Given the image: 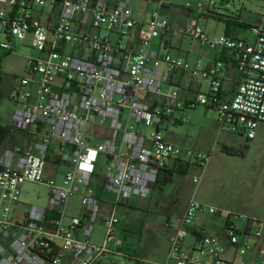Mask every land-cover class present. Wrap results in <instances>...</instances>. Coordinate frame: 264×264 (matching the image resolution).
Instances as JSON below:
<instances>
[{"label": "built area", "instance_id": "built-area-1", "mask_svg": "<svg viewBox=\"0 0 264 264\" xmlns=\"http://www.w3.org/2000/svg\"><path fill=\"white\" fill-rule=\"evenodd\" d=\"M213 1L177 0L184 10L199 13H209ZM56 5L60 9L55 23H43L36 12ZM0 24V32L15 41L30 38L39 54L28 58L26 75L15 79L13 98L11 126L30 141L6 148L0 156V264H103L119 255L123 241L116 234L118 207L148 197L161 173L176 164L204 171L210 162V153L184 149L163 136L177 114L180 123L189 122L181 114L184 109H215L221 131H241L248 140L264 124V14L250 28L253 42L212 36L196 20L170 24L159 11L139 24L129 0L113 7L108 0H0ZM138 25L137 50L112 42V33L128 38ZM164 33L190 38L211 52H233L238 80L232 92L223 87L220 62L207 68L203 60L191 64L172 53L154 51V40ZM0 49L12 53L15 46L0 42ZM175 71L207 82L206 91L188 103L176 89L164 92ZM149 96L161 102L149 105L144 101ZM106 123L109 137L92 144L89 130ZM54 144L60 148V163L68 165L61 183L45 179ZM100 155L107 160L103 188L115 198L111 212L102 217L92 189ZM200 181L195 176L193 183ZM27 183L45 186L47 200L17 216L21 187ZM77 195L83 218L68 213ZM199 213H226L223 234L208 235L196 227ZM100 220L105 227L101 245L92 241ZM174 230L165 260L153 264H264V221L236 216L193 197ZM190 236L193 243L187 242Z\"/></svg>", "mask_w": 264, "mask_h": 264}, {"label": "rangeland", "instance_id": "rangeland-1", "mask_svg": "<svg viewBox=\"0 0 264 264\" xmlns=\"http://www.w3.org/2000/svg\"><path fill=\"white\" fill-rule=\"evenodd\" d=\"M147 4L151 8L156 5L154 1L131 0V7L137 10L143 11ZM213 4L214 9H217L216 13L225 17L226 30L240 39L254 41L255 37L250 28L256 24L259 15L264 14V0H214ZM219 23L214 19L207 18H202L199 21L200 26L205 31L207 30V33L218 31L215 26ZM243 25H246L249 30L241 28ZM0 29L2 30L1 24ZM0 42H7L4 31L0 33ZM191 46L196 51L201 45L190 38L185 39L184 49ZM70 50L71 46L68 45L67 51ZM75 54L83 56V53L79 51H75ZM37 56L39 54L31 47L30 38L17 42L11 55H6L0 49V78L6 84L7 89L13 87L17 77L26 75L24 67L26 68L28 58ZM206 89L207 82L205 91ZM13 113L12 102L7 98L0 100V116L9 125H12ZM181 114L190 122L179 125L180 114H177L175 118L177 121H174L169 128L163 131V136L184 149H191L196 153H210V162L204 171L192 169L185 176H176L174 185L170 187L171 191L167 190V192H171L170 196H173L174 199L171 207L174 210L171 213L174 215L162 214L158 210L152 209L147 211L143 208L140 211H134V216L139 221L140 227L148 228L149 234L153 233L154 229L155 231L161 230L163 224L167 227L171 223L176 229L187 197L189 200L194 197L202 204L214 206L236 216L256 217L264 221V124H260L256 129L255 138L248 140L241 131L237 133L228 129L221 131L218 111L208 106H198L194 110L184 109ZM8 147L10 145L6 148ZM106 161L104 155L98 157L96 174L105 175ZM60 167L61 171H67L66 165ZM195 176L201 177L199 185L193 183ZM180 184L185 185L182 187ZM160 196V192L156 191L152 200L154 201ZM46 200L47 188L45 186L27 183L21 187L20 203L17 206L16 215H23L32 206H44ZM158 207L161 208V206ZM68 211L73 214L80 211L79 195L70 202ZM226 220V213L221 217L205 215L203 217L205 233L209 235L213 231H223ZM124 221L127 223V217H124ZM237 222L243 229L244 223L240 220ZM194 241L195 238L192 236L187 240L189 243Z\"/></svg>", "mask_w": 264, "mask_h": 264}, {"label": "crops", "instance_id": "crops-1", "mask_svg": "<svg viewBox=\"0 0 264 264\" xmlns=\"http://www.w3.org/2000/svg\"><path fill=\"white\" fill-rule=\"evenodd\" d=\"M119 0H108V4L110 7L115 6V4ZM154 1L156 3L154 8L148 6L144 8V10H137L136 8L131 7V0H129L130 7L133 11L134 18L138 21L139 24L146 23L151 17V14L155 11H159L161 15L170 22V24L176 23H184L192 20H196L198 23L200 19H214L218 21L216 18L222 17L221 14L216 13L217 9L212 8L209 13H199L197 11H186L184 10L182 3H178L177 0H149ZM60 5H56L53 8L47 7L43 10H38L36 12L37 16L43 23H55L57 20V16L59 14ZM217 15V16H216ZM220 15V16H219ZM220 22V21H218ZM219 26L220 29H219ZM218 31L208 33L212 36L226 35L234 38H238L237 36L230 33L226 30L224 22H220L215 26ZM140 25H138L133 31L132 35L128 38H121L117 34L112 33L111 39L114 44H119L123 48L137 50L139 48V34ZM1 30V29H0ZM207 31V30H206ZM2 33V32H0ZM5 33V32H4ZM7 42H11L15 48L17 42L10 38L6 33ZM188 39L186 37H176L172 36L169 33L162 34L158 39L154 40L152 44V49L160 54L164 53H172L177 55L178 57L188 61L191 64H195L198 60H203L205 67L209 68L215 66L217 62L222 64L223 69V87L227 93H231L235 87V84L238 80V72L236 66V59L234 57V53L228 50H219L216 52H211L205 47L199 46V49L194 51L191 47H187L184 49V41ZM2 50V49H1ZM6 53V52H5ZM6 55H11V53H6ZM26 72V68L24 67ZM164 67L162 68V71ZM229 85V87H227ZM178 90L180 96L184 103H188L196 98V95L200 91H205V82L201 79L192 80L188 75L181 71L173 72L168 82L164 86V92H170L172 90ZM16 85L14 80V85L11 89L6 88V84L0 78V100L3 98H7L12 102L14 110L15 105L13 102V98L16 94ZM144 101H146L149 105H157L161 102L160 98L157 97H144ZM190 122V121H189ZM188 122V123H189ZM0 124L9 125L2 119L0 116ZM187 124V123H179V125ZM89 140L92 144L98 143L104 138L109 137V128L108 123L99 125L95 124L89 130ZM168 141V139H166ZM29 138L27 135L19 132L15 135L14 140L9 144L10 147L14 148L16 146H26L29 143ZM170 142V141H169ZM172 143V142H171ZM175 144V143H173ZM176 145V144H175ZM59 146L54 144L52 146L51 153L49 154V161L47 163V169L45 174V179H55L57 182L61 183L63 180L64 173L61 171V164L58 159ZM67 170H68V165ZM192 169H199L195 165H189V171ZM206 169V168H205ZM174 170V167L169 168L161 173L159 180L155 186H153L151 194L142 199H131L128 202L121 204L117 210V216L119 219V224L116 229L117 236L123 241V246L119 249V255L114 256L110 260H107L103 264H153L154 262H163L167 256L168 248H169V237L174 233V227L171 223L168 224L167 227L162 225L161 230L155 229L152 231L153 233L149 234L148 228L140 227L139 221L134 216V211H140L142 208L144 210H158L162 214H172L174 211L172 207L173 196L171 192H167V190L171 191V188L174 185V180L177 175H181L175 173L171 175V171ZM186 173L185 175H187ZM184 175V176H185ZM103 176L95 174L92 181V189L94 191L95 196L99 199L100 202V217L104 215H108L111 212V208L114 204V196L107 193L103 188ZM60 178V181H58ZM185 183L184 180H182ZM185 184H180V186H184ZM169 187V188H168ZM187 189L188 186H186ZM191 188V187H190ZM159 191L161 196L156 198L154 201L153 194ZM169 193V194H168ZM80 196V195H79ZM193 198V197H192ZM74 199V198H73ZM72 199V200H73ZM191 199V198H190ZM71 200V201H72ZM70 201V202H71ZM81 201V196H80ZM189 198L187 197V201L182 208V213L178 220H180L187 209ZM170 205V207H168ZM158 206H161L158 207ZM171 208V209H169ZM169 209V210H168ZM69 213V211H68ZM71 216L83 218L84 211L80 205V211L76 214L69 213ZM169 215V216H172ZM124 217H127V223L124 221ZM203 217L205 214L199 213L195 220V226L199 229L205 231L203 227ZM170 218V217H169ZM251 219H257L256 217H252ZM260 220V219H257ZM262 221V220H260ZM171 224V225H170ZM223 231H213L211 235H222ZM81 237V235H78ZM105 238V227L101 220L95 226V234L92 237V241L96 244H103ZM70 264V261L67 263Z\"/></svg>", "mask_w": 264, "mask_h": 264}, {"label": "trees", "instance_id": "trees-1", "mask_svg": "<svg viewBox=\"0 0 264 264\" xmlns=\"http://www.w3.org/2000/svg\"><path fill=\"white\" fill-rule=\"evenodd\" d=\"M222 17H224V16H222ZM216 19L220 22L226 23L224 21V19H222L221 17H218ZM226 25L228 27V22ZM241 28H243L245 30H249V28L246 25H243V27H241ZM17 133H19V131L15 130L11 125L0 124V156L3 152V150L6 149V147L13 141V139ZM2 169L3 168L0 164V173L2 172ZM188 171H189V165H178V164H176L174 166V170L171 171V175H173L175 173L185 175L186 173H188Z\"/></svg>", "mask_w": 264, "mask_h": 264}]
</instances>
